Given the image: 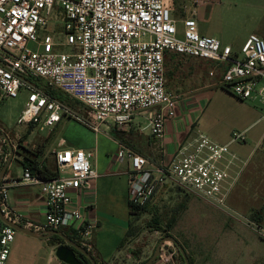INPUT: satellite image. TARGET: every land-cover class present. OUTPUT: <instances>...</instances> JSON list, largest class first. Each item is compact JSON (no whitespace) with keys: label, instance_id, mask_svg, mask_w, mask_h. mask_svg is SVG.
I'll return each instance as SVG.
<instances>
[{"label":"built area","instance_id":"built-area-1","mask_svg":"<svg viewBox=\"0 0 264 264\" xmlns=\"http://www.w3.org/2000/svg\"><path fill=\"white\" fill-rule=\"evenodd\" d=\"M168 54L214 64L209 76L215 86L258 105L264 124V40L257 35L234 52L219 39L201 35L194 18L175 19L171 0H0V105L26 91L18 123L37 131L53 130L67 119L95 134L105 126L126 132L144 117L150 136L163 139L166 126L177 118L180 99L167 87ZM50 91L77 102L82 113ZM198 132L194 142L158 163L118 143L115 161L129 166V204L150 206L161 191L182 189L238 217L228 205L241 171L233 174L239 158L231 145L245 144V133H234L223 145ZM259 146L264 147V134ZM54 155L57 179L44 181L29 169L22 176L44 197L45 224L24 222L13 213L5 183L0 184L1 211L7 220L40 234L71 232L92 252L96 225L76 199L98 178L93 156L71 148ZM249 224L264 240V227ZM16 234L0 219V264H7ZM159 259L169 260L164 251Z\"/></svg>","mask_w":264,"mask_h":264},{"label":"crops","instance_id":"crops-1","mask_svg":"<svg viewBox=\"0 0 264 264\" xmlns=\"http://www.w3.org/2000/svg\"><path fill=\"white\" fill-rule=\"evenodd\" d=\"M190 1L191 6L187 7L184 19L194 18L197 21L201 35L219 39L224 45L230 46L234 52L240 51L250 35H257L264 40V0ZM179 65L181 66L180 72L179 76L177 75V79H175L174 88L178 85V89L181 91L185 90V92L177 94L180 98L177 118L166 126L164 138L156 140L150 136L147 121L144 117L137 118L131 129L126 133V138H131V140L134 138L132 142L138 148L137 153L155 163L160 162L162 158H171L177 154L181 146L194 142L198 138L199 122L209 106L210 99L214 94V88H216V80L209 76L212 67H215L214 64L173 54L166 56V67L168 69L172 68L175 70ZM70 102L77 105V108L82 109L77 102L71 99ZM260 117L261 112L259 110V114L255 118H251L242 131V133H245L246 143L232 144L231 150L239 158V162L233 167V174L235 175L241 170L237 183L244 177L243 185L246 186V189L249 184H255L258 187V193L255 195L254 201L251 199L243 200L240 192L239 199H242L243 205L246 206L244 212L251 214L254 210H261L259 215L264 226V195H260L259 190V184L262 183L261 179L264 177V147L261 148L259 146L264 129L261 135L254 134L256 127L261 124L259 122ZM18 125L20 124L18 123ZM21 126H24L23 130H31L30 125L23 124ZM111 128L106 126L103 133L111 132V130L117 131ZM29 132L28 136L25 137L26 142L20 148L23 149L24 154L20 155L17 154L19 152L18 146L24 140H20L22 138L14 130L10 129L9 134L5 133L16 154L0 184L5 183L8 186V204L13 213L24 222L30 221L34 225L41 226L45 224L44 197L37 186L22 182L23 163L27 157L36 160L39 165L55 172V151L67 148L81 149L92 154L93 159L97 152L101 154L100 144H102L105 150L104 154L99 155L98 158L96 156V160L93 163L91 162L97 171L98 178L93 182V189L84 191L77 197L76 202L81 206L88 220L96 225L94 241L97 262L106 264H115L117 262L122 264V260L130 256L129 251L135 247V243L138 240L132 241L122 248L119 247L120 242L129 230L131 217L128 200L129 166L127 162L117 163L115 161L118 145L108 139L106 135H97L93 132L89 135L81 132L82 135L87 137L86 140L69 143V141L62 138L65 142L63 146H60L61 140L56 146H52L48 150L35 151L37 149L36 146L32 148L28 146V143L31 142L28 139L29 136L34 135L33 130ZM138 133L144 136L136 137ZM205 134L218 144H229L231 141V138H228L217 142L209 132ZM91 135L94 137V142L91 140L87 141ZM3 142L8 147V153H3V157L7 156L9 158L11 150L8 143L5 140ZM146 142H148V145H146ZM139 144H142V146L140 147ZM41 147L42 143H40V149ZM38 151H41V153L34 156ZM245 162L246 165L244 166ZM241 190L244 191L245 189ZM233 191L234 189L231 195L234 193ZM64 234L67 237L72 235L71 232ZM19 235L15 236L7 264H65L56 257V249L62 244L55 240L54 237L46 240L40 239L43 242H36L39 239L33 240L34 238L22 233H19ZM175 239L180 240L178 237H175ZM109 240L111 243H106ZM181 244L184 243L181 242ZM39 245L44 247L43 251L38 252L32 248ZM186 252L191 256L188 249H186ZM263 262L264 258L262 257L256 264ZM154 264L166 263L159 259Z\"/></svg>","mask_w":264,"mask_h":264},{"label":"rangeland","instance_id":"rangeland-1","mask_svg":"<svg viewBox=\"0 0 264 264\" xmlns=\"http://www.w3.org/2000/svg\"><path fill=\"white\" fill-rule=\"evenodd\" d=\"M173 3V16L178 21L186 17V9L191 6L190 0H171ZM59 28L57 26V29ZM56 41L62 42L61 36H56ZM180 65L173 70L166 67V75L168 79V90L174 94L185 92L179 90L177 85L174 88V82L179 76ZM214 68V67H212ZM176 77V78H175ZM173 82V83H172ZM190 91V90H189ZM66 103H70L77 112L82 113L78 106L72 104L70 99L63 98ZM28 94L22 91L17 98L9 99L0 105V134H9V130H14L17 135L24 140L19 144L17 154H24L21 145L26 142L25 137L34 131V135L29 136V147L36 146L37 150L40 149V143L44 146L43 149L48 150L52 146H56L62 138L72 143L73 141L86 140L87 137L82 135L81 132L92 134V131L81 125L75 120H63L62 123L57 125L53 130L45 132L37 131L34 128L29 130L24 129V126L18 125V121L26 107ZM259 106L253 102H244L235 98L230 93L221 88H214V94L210 99L209 106L202 115L199 122L202 131L209 132L215 141L220 142L230 139L234 133H242L244 127L247 125L251 118H255L259 114ZM106 126L102 128L103 132ZM112 129V128H111ZM264 125L261 123L256 127L254 134L261 135ZM4 131V132H3ZM101 132L100 134L106 135L108 139L118 143H122L132 148L136 153L138 148L132 142L134 138H126V132ZM13 134V133H12ZM6 135V134H5ZM99 135V134H97ZM125 135V136H124ZM144 136L137 134L136 137ZM125 137V138H124ZM19 140V141H20ZM94 142V137H88L87 141ZM143 141V139H141ZM140 141V140H139ZM9 145V144H8ZM148 145V142H146ZM139 146L141 147L142 144ZM101 154H104L102 144ZM103 152V153H102ZM3 153H8V147L3 139H0V168L4 166L9 158L4 161ZM263 153V152H262ZM16 154V153H15ZM97 152V158L100 155ZM96 156L91 160L93 163ZM10 157V156H9ZM249 162V160H248ZM264 182V177L261 179ZM244 177L234 186V193L230 194L228 205L237 212L238 217H232L226 214L221 209L209 204L194 194L182 189H172L161 191L154 203L150 205L145 213L137 219H132L130 241L120 242L119 247H124L132 241L138 240L135 247L130 249V256L122 260V264H143L155 253L159 242L166 236L178 237L180 240L177 242L190 252L191 256L186 252L192 264H256L261 258H264V240L249 224V222L261 225L260 211L254 210L251 214H246L245 205L243 200L254 201L255 195L258 193V187L254 184L247 186L243 185ZM259 184L260 195H264V183ZM244 187V188H242ZM241 189H245L244 191ZM241 192L243 200L239 199ZM100 197V195H98ZM100 202V201H99ZM261 205V203H260ZM116 216V215H115ZM112 224V223H111ZM169 225L172 226L170 232ZM18 236L19 233L17 232ZM16 234V235H17ZM125 238V237H124ZM26 239H28L26 237ZM32 240V239H29ZM35 240V239H33ZM32 240V241H33ZM57 240V239H55ZM111 240V239H110ZM106 243H111V241ZM58 241V240H57ZM36 242H43L40 239ZM184 243V244H181ZM59 243L65 245L64 240L60 238ZM42 244V243H41ZM184 245V246H183ZM36 251H43L44 247H32ZM164 251L165 258H168L166 264H183V258L177 246L173 243H166L162 246L161 252ZM89 254L95 258L96 246L94 241V251ZM97 264H106L98 263ZM120 264V263H115Z\"/></svg>","mask_w":264,"mask_h":264},{"label":"water","instance_id":"water-1","mask_svg":"<svg viewBox=\"0 0 264 264\" xmlns=\"http://www.w3.org/2000/svg\"><path fill=\"white\" fill-rule=\"evenodd\" d=\"M0 139L5 140L9 144V148L11 150V154L7 162L4 164L0 171V182L3 180V178L6 175V172L10 166V164L13 161L15 152L13 151V146L10 143V140L7 135L5 134H0ZM0 219L5 222L8 226L12 227L15 229L17 232L25 234L31 238L34 239H50L52 237H59L64 242L66 243L65 245H61L56 249V257L59 261L65 263V264H84V260L87 259L88 261L91 262V264H97V262L94 260V258L86 251L84 250L81 246H79L74 240L68 238L63 232H58V231H48L46 233H37L35 231L29 230L27 228H24L18 224H15L5 218L1 211L0 207ZM166 243H173L177 246L178 250L180 251L185 264H191L190 260L183 249V247L177 242V240L172 237V236H166L163 239L160 240L159 245L153 254L152 257H150L145 263L143 264H154L157 262L161 255V249L162 246Z\"/></svg>","mask_w":264,"mask_h":264},{"label":"trees","instance_id":"trees-1","mask_svg":"<svg viewBox=\"0 0 264 264\" xmlns=\"http://www.w3.org/2000/svg\"><path fill=\"white\" fill-rule=\"evenodd\" d=\"M50 93L55 98L59 99L62 102H65L64 99H63L65 97H67L65 94H63L61 92H58V91H50ZM33 128H34V126H30V129H33ZM20 148H22V147L20 146ZM43 148H44V146L41 147V149H43ZM38 153L40 154L41 151H38L34 156H37ZM23 165H24V169H29L32 172L33 175L38 176L40 179H42L44 181H52V180H55V179L58 178L57 171L53 172V171L49 170L47 167L39 165V163L36 160H32L31 158L27 157L25 159ZM148 207L149 206L137 207V206H134L132 204H129V214H130V217H131V221H130L129 230H128L125 238L122 240L123 243L131 240L130 238L132 237V234H131L132 232H131L130 229H131V224H132V221H133L132 219L139 218L142 215V213L146 212ZM171 228H172V226L169 225V230H167L166 232H170ZM54 238L57 239L58 241L60 240L59 237L55 236ZM68 238L74 240V237L72 235H69ZM190 263L192 264L191 259H190ZM84 264H91V262L88 261L87 259H85ZM183 264H185L184 259H183Z\"/></svg>","mask_w":264,"mask_h":264},{"label":"flooded vegetation","instance_id":"flooded-vegetation-1","mask_svg":"<svg viewBox=\"0 0 264 264\" xmlns=\"http://www.w3.org/2000/svg\"><path fill=\"white\" fill-rule=\"evenodd\" d=\"M84 262H85V260H84Z\"/></svg>","mask_w":264,"mask_h":264}]
</instances>
